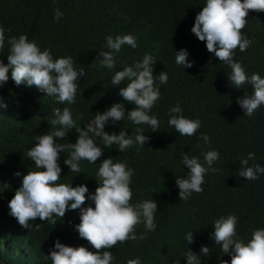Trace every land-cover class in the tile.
<instances>
[{
    "label": "trees",
    "instance_id": "1",
    "mask_svg": "<svg viewBox=\"0 0 264 264\" xmlns=\"http://www.w3.org/2000/svg\"><path fill=\"white\" fill-rule=\"evenodd\" d=\"M205 4L206 0H0V25L6 29L0 60L8 63L7 40L25 34L41 50L50 48L54 58L71 57L74 67H83L86 73L79 79L76 102L71 105L58 103L35 86H17L11 79V69L8 82L0 87V97L7 104V108H0V264H51L47 256L57 239L66 246L96 251L76 230L79 209L67 211L63 219L54 217L56 225L37 218L25 228L9 214L8 203L28 171L43 170L35 168L27 152L37 143L35 136L61 129L51 124L53 110L62 112L69 107L76 126L83 128L97 112L124 102L118 93L127 81L112 85L111 78L124 67L142 62L145 54L157 61L154 77L162 71L169 77L166 84L156 81L161 96L149 112L160 121L158 131L127 119L109 123L105 131L119 134L124 129L128 136H134L141 128L150 141L144 147L134 145L119 152L118 145L107 148L102 139L94 138L104 155L94 164L81 160L79 174L70 172L63 162L70 156L68 151L61 153L59 161L62 172L58 182L73 187L84 184L89 193L98 186L95 176L103 159L111 156L113 162L125 161L135 170L131 203L157 201L156 230L147 232L143 223L137 225L136 235L143 233L146 238L109 249L114 256L112 264H127L128 259L136 258L141 264H187L188 248L199 253L202 245L210 247L213 255L201 256V264H221L222 260L231 264V256L223 254L221 246L211 239L214 221L236 215L238 236L245 243L255 229L264 228V174L251 181L238 175L239 160L247 158L249 152L256 156L249 166L264 167V105L253 116H245L237 98L254 89L248 84L241 89L232 86L227 77L231 68L219 62L207 51L206 42L191 32ZM56 9L63 13L59 22L53 19ZM247 18L242 33L252 44L244 52L237 48L234 60L242 64L248 76L257 72L264 78V12L250 11ZM126 34L136 37L138 47L123 45L116 54L115 67H102L100 51H108L106 37ZM181 49L195 61L193 67L184 69L175 63L176 52ZM177 104L186 118L201 120L195 135L180 136L169 126L170 109ZM134 107L125 103L126 112ZM64 130L69 131L67 137L57 138V142L75 143L79 135L76 129ZM202 133L210 137L208 143L200 139ZM211 150L220 154L211 166L218 171L209 169L205 174L202 193L193 192L187 201H180L176 177L187 178L190 171L182 164L183 155L197 157L208 168L204 154ZM89 205L95 206L88 200L82 207ZM190 231L194 232V243L188 245L185 234Z\"/></svg>",
    "mask_w": 264,
    "mask_h": 264
},
{
    "label": "clouds",
    "instance_id": "2",
    "mask_svg": "<svg viewBox=\"0 0 264 264\" xmlns=\"http://www.w3.org/2000/svg\"><path fill=\"white\" fill-rule=\"evenodd\" d=\"M250 11L264 12V0H206L202 10L196 15L191 32L202 42H206V48L219 62H223L231 68L228 80L236 89H241L248 84L254 89L249 94L245 92L243 97L237 98V103L244 110L245 116L251 117L264 105V78L257 72L251 76L246 74L245 68L240 62L234 60L237 48L241 52L246 51L252 44V40L242 33L247 26ZM63 17L59 9L55 10L53 19L56 22ZM6 29L0 25V50L5 46ZM11 31V29H7ZM10 45L7 55L8 63L0 60V87L11 79L17 86L26 84L35 86L44 92L47 97H55L58 103L69 105L76 102L78 83L81 77L86 75L84 68L77 70L71 57L54 58L50 48L41 50L34 41H29L27 35L10 37L7 40ZM129 45L132 49L138 47L136 37L131 34L118 35L113 38L106 37L108 51L101 50V66L112 69L115 67L116 54L121 51L123 45ZM186 49L176 52L175 63L183 68L193 67L195 61L189 60ZM157 63L154 57L145 54L142 62L134 66H126L117 71L111 78L112 85H121L127 81L126 86L121 87L118 95L123 97L124 102L113 103L105 111L97 112L94 119L84 125L83 128L76 126L72 117V111L65 107L53 110L55 119L52 125H60L61 129L35 136L37 143L27 152L29 160L34 161L37 171H28L23 176L22 186L19 187L9 201L10 215L17 219L18 223L29 228L31 222L39 218L41 221H50L56 225L54 217L63 219L69 210H80V223L76 225L79 237L87 240L96 250L89 251L86 247H71L62 244L59 239L54 243V249L47 256L51 264H112L114 256L109 249L118 243L129 240L145 239L141 233L136 235V226L143 223L147 232H154L157 228L155 214L158 211L157 201L146 199L141 203H131L133 192L131 189L134 169L130 168L125 161L113 162L111 156L103 159L100 163L96 180L98 186L94 193H89L86 185L81 184L73 187L71 184L59 183L62 168L60 155L68 151L69 158L64 159L72 173H81L80 161L87 160L89 163L96 161L104 155V150L97 146L94 138H100L107 148L118 145V151L124 152L134 145L144 147L151 137L144 134L141 128H137L134 136H128L122 129L119 134L108 133L105 126L109 123L127 119L136 125H147L152 132L159 129L160 121L155 115H149L155 104L159 101L161 93L156 87V81L160 84L168 82V74L165 71L153 76V66ZM125 103H131L135 107L131 111L125 109ZM0 108H7L0 97ZM169 126L175 129L180 136L191 137L201 127V120L186 118L179 104L172 107L169 112ZM75 128L79 133L75 143H58L57 138L63 140L69 131ZM200 139L205 143L210 137L201 134ZM199 146V145H198ZM217 150L207 151L204 160L208 168L204 167L197 157H190L185 153L182 164L190 171L187 178L176 177V185L179 188V200L187 201L195 193L204 191L205 174L219 159ZM255 153L249 152L247 158H241L239 177L246 180H257L264 174V167L259 164L249 166V161H255ZM15 175L19 176L17 172ZM87 194V195H86ZM94 202L82 207L86 201ZM239 219L234 214L227 217L221 216L213 223L214 233L211 239L215 245L221 246L223 254L231 256V264H264V228L255 229L251 239L247 243L239 238L237 225ZM37 228L40 225H36ZM185 240L190 245L194 243V232L185 234ZM213 254L208 246H201L199 253H194L189 248L185 253L187 264H201L200 257H211ZM127 264H141L139 258L128 259ZM221 264H229L222 260Z\"/></svg>",
    "mask_w": 264,
    "mask_h": 264
}]
</instances>
